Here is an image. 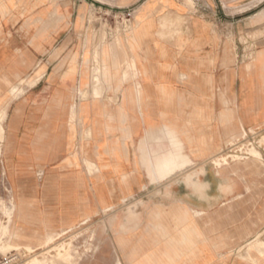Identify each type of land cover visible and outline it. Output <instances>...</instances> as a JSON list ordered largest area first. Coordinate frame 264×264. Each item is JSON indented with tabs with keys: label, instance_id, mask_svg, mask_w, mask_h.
<instances>
[{
	"label": "crops",
	"instance_id": "1",
	"mask_svg": "<svg viewBox=\"0 0 264 264\" xmlns=\"http://www.w3.org/2000/svg\"><path fill=\"white\" fill-rule=\"evenodd\" d=\"M227 2L0 0V93L41 71L1 150L4 247L6 204L21 241L109 216L123 264H222L223 221L262 202L250 157H214L264 128V7Z\"/></svg>",
	"mask_w": 264,
	"mask_h": 264
},
{
	"label": "rangeland",
	"instance_id": "2",
	"mask_svg": "<svg viewBox=\"0 0 264 264\" xmlns=\"http://www.w3.org/2000/svg\"><path fill=\"white\" fill-rule=\"evenodd\" d=\"M224 5L238 6L234 14L240 16L245 14L243 10L263 8L264 0H231ZM61 47L62 57L52 62V69L59 67L63 71L72 61L75 62V59L73 57L69 60V51L66 50L68 46ZM29 81L30 79L24 81L18 79L14 82L13 91L11 87L10 92L0 93V155L3 154L1 150H4L5 133L11 116L21 101L22 91L30 87ZM72 116H75L74 109ZM263 147L264 136H261L259 142H256L249 150L250 158L236 162L237 165L242 166V169H239L241 179L253 181V188H248L242 194H238V197H254L262 203L243 206L244 209H252L250 211L254 212V215L248 214L247 219L223 221L222 264H264V154L261 149ZM3 159L4 156H0V165L3 164L1 162ZM3 210L5 220H9L2 226L8 240L4 249L10 250L13 249L12 247L25 246L26 257L20 264H118V259L121 260L117 252L116 236L110 231V221L107 218L109 216L106 218L99 216L64 232L46 236V238L21 241L10 219L12 210L6 204Z\"/></svg>",
	"mask_w": 264,
	"mask_h": 264
},
{
	"label": "built area",
	"instance_id": "3",
	"mask_svg": "<svg viewBox=\"0 0 264 264\" xmlns=\"http://www.w3.org/2000/svg\"><path fill=\"white\" fill-rule=\"evenodd\" d=\"M264 136V128L261 130H249L243 136L229 143L217 156L214 157L215 162L219 165H225L237 159L248 158L249 150ZM1 238V236H0ZM0 240V264H20L26 257V249L13 248L5 250Z\"/></svg>",
	"mask_w": 264,
	"mask_h": 264
},
{
	"label": "bare ground",
	"instance_id": "4",
	"mask_svg": "<svg viewBox=\"0 0 264 264\" xmlns=\"http://www.w3.org/2000/svg\"><path fill=\"white\" fill-rule=\"evenodd\" d=\"M260 52H261V51H260ZM260 52H259V53H260ZM262 53H263V52H262ZM255 55H256V54H255ZM260 55H261V54H260ZM257 56L259 57V54H258ZM258 57H257V58H258ZM260 64H261V62H260ZM260 64H258V66H259ZM261 65H262V64H261ZM260 68H262V67L260 66ZM260 68H258V69L261 70ZM261 72H262V71H261ZM22 73H23V72H22ZM17 75H18V74H17ZM40 78H41V71H38V72H37V75H36L33 79H31L29 82H30L31 85H33V84L36 83ZM22 92H23V91H22ZM133 95H134V94H133ZM263 99H264V98H263ZM260 100H261V99H260ZM134 101H135V98H134ZM263 102H264V101H263ZM261 103H262V102H261ZM263 104H264V103H262V105H263ZM260 106H261V105H260ZM263 106H264V105H263ZM261 107H262V106H261ZM82 108H83V107H81V109H82ZM260 111H261V109H260ZM82 112H83V111H82ZM82 112H81V113H82ZM263 114H264V113H263ZM137 118H138V117H137ZM139 118H140V117H139ZM140 120H141V119H140ZM140 122H141V121H140ZM136 138H137V137H136ZM86 145H87V144H86ZM139 156H140V155H139ZM144 164H145V163H144ZM144 164H143V165H144ZM184 179H185V178H184ZM87 208H89V207H87ZM89 213H90V212H89ZM33 226H34V225H33ZM36 227H37V226H36ZM39 227H40V226H39ZM28 231H29V230H28ZM30 231H31V230H30ZM22 233H23V232H22ZM36 234H37V233H36ZM26 235H28V234H26ZM26 235H24V236H26ZM30 235H31V234H30ZM39 235H40V234H39ZM45 238H46V237H45ZM106 242H107V241H106ZM109 243H110V242H109ZM109 243H108V244H109ZM112 245H113V244H112ZM82 246H83V245H82ZM104 246H105V243H104ZM104 246H103V247H104ZM111 247H112V246H111ZM111 247H110V248H111ZM113 247H114V246H113ZM101 248H102V247H101ZM106 250H107V249H106ZM109 250H110V249H109ZM104 252H105V249H104ZM107 256H108V254H107ZM118 264H123L122 261H121L120 259H118Z\"/></svg>",
	"mask_w": 264,
	"mask_h": 264
}]
</instances>
